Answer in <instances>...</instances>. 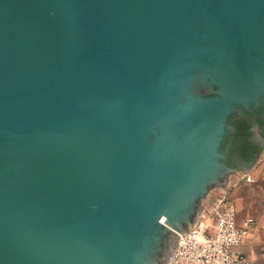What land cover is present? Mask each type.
<instances>
[{"label": "water", "instance_id": "95a60500", "mask_svg": "<svg viewBox=\"0 0 264 264\" xmlns=\"http://www.w3.org/2000/svg\"><path fill=\"white\" fill-rule=\"evenodd\" d=\"M261 93L264 0H0V264L171 258Z\"/></svg>", "mask_w": 264, "mask_h": 264}, {"label": "built area", "instance_id": "2783aa9c", "mask_svg": "<svg viewBox=\"0 0 264 264\" xmlns=\"http://www.w3.org/2000/svg\"><path fill=\"white\" fill-rule=\"evenodd\" d=\"M252 181V176L238 170L230 179L221 203L207 202L193 226L180 234L169 264H257L243 252H233L253 226L249 216L241 224L236 222V206L231 191L239 181Z\"/></svg>", "mask_w": 264, "mask_h": 264}, {"label": "flooded vegetation", "instance_id": "af4514ba", "mask_svg": "<svg viewBox=\"0 0 264 264\" xmlns=\"http://www.w3.org/2000/svg\"><path fill=\"white\" fill-rule=\"evenodd\" d=\"M216 87L213 85V88ZM246 123L248 129L247 132H243ZM244 139L250 142L249 144L253 143L254 146L259 142L264 143V93L260 94L257 103L253 100H250L248 105L239 101L233 102L231 110L226 115L219 145L222 160L226 166L238 167L239 163L233 150ZM170 240L169 233L160 231L159 240L153 244L145 261L141 264H169L170 258H167L165 253L166 248L171 247Z\"/></svg>", "mask_w": 264, "mask_h": 264}, {"label": "crops", "instance_id": "0c3cea01", "mask_svg": "<svg viewBox=\"0 0 264 264\" xmlns=\"http://www.w3.org/2000/svg\"><path fill=\"white\" fill-rule=\"evenodd\" d=\"M241 170L248 172L253 180H241L231 191L236 206V222L251 216L253 226L243 241L232 248L233 252H243L257 264H264V146L253 164Z\"/></svg>", "mask_w": 264, "mask_h": 264}, {"label": "trees", "instance_id": "16d2710c", "mask_svg": "<svg viewBox=\"0 0 264 264\" xmlns=\"http://www.w3.org/2000/svg\"><path fill=\"white\" fill-rule=\"evenodd\" d=\"M245 126L243 132H247L248 124H244ZM250 133V132H249ZM247 134V136L249 135ZM251 134V133H250ZM246 136V137H247ZM250 142H246V139L242 140L241 143L237 144L233 152L236 155V159L238 160V167L247 166L252 164V162L257 158L260 151L262 150L263 143H257L255 146L253 143L249 144Z\"/></svg>", "mask_w": 264, "mask_h": 264}, {"label": "rangeland", "instance_id": "374dc122", "mask_svg": "<svg viewBox=\"0 0 264 264\" xmlns=\"http://www.w3.org/2000/svg\"><path fill=\"white\" fill-rule=\"evenodd\" d=\"M206 204H207V202L204 201L203 206L206 205Z\"/></svg>", "mask_w": 264, "mask_h": 264}]
</instances>
